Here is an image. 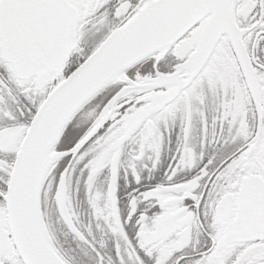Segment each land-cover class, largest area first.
<instances>
[{
    "label": "snow or ice",
    "instance_id": "1",
    "mask_svg": "<svg viewBox=\"0 0 264 264\" xmlns=\"http://www.w3.org/2000/svg\"><path fill=\"white\" fill-rule=\"evenodd\" d=\"M0 264H264V0H0Z\"/></svg>",
    "mask_w": 264,
    "mask_h": 264
}]
</instances>
